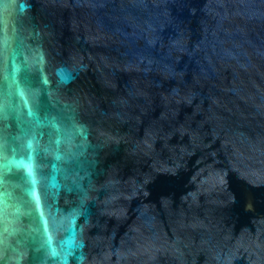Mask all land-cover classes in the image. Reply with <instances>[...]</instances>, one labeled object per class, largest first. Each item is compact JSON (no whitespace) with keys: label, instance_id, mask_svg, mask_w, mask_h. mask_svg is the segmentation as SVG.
<instances>
[{"label":"water","instance_id":"obj_1","mask_svg":"<svg viewBox=\"0 0 264 264\" xmlns=\"http://www.w3.org/2000/svg\"><path fill=\"white\" fill-rule=\"evenodd\" d=\"M0 264H264V0H0Z\"/></svg>","mask_w":264,"mask_h":264}]
</instances>
